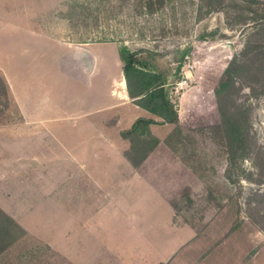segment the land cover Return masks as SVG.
I'll return each instance as SVG.
<instances>
[{
  "label": "rangeland",
  "instance_id": "rangeland-1",
  "mask_svg": "<svg viewBox=\"0 0 264 264\" xmlns=\"http://www.w3.org/2000/svg\"><path fill=\"white\" fill-rule=\"evenodd\" d=\"M71 2L0 0V264H191L172 251L193 233L171 226L185 222L199 261L252 244L247 263L264 246V0H177L175 21L129 3L78 26L63 17ZM124 46L168 77L181 122L169 148L195 173L179 174L189 188L134 187L126 215L74 185L75 164L107 165L91 154L116 123Z\"/></svg>",
  "mask_w": 264,
  "mask_h": 264
},
{
  "label": "crops",
  "instance_id": "crops-1",
  "mask_svg": "<svg viewBox=\"0 0 264 264\" xmlns=\"http://www.w3.org/2000/svg\"><path fill=\"white\" fill-rule=\"evenodd\" d=\"M120 73L121 79H116L114 81V86L116 85L117 88L114 93L111 92V95L115 99L114 103L107 107V109H109L108 115L116 117V123H112L102 131L104 139L102 137V139L98 141L99 147H102L100 154H96L94 150L91 154L92 156L105 157L107 165L75 164L74 185L76 189L91 185V187L96 186L97 188L106 190V195H108L109 199H112V202L121 201L123 205V214L126 215V192L129 193L134 187H142L145 181H149L152 183L157 182L161 184V186L163 183L166 186L167 184L175 182L178 187L189 188L190 185L186 183L188 182L187 177L184 181L183 175L180 177L179 174L185 173L188 176L191 175L194 177L195 173L192 167L181 165L180 162L175 159L176 155L174 150L169 148L174 138L173 134L177 131H181V122L179 121L177 124H163L164 122H161L162 124H160L158 122L160 120L159 117L134 104L133 100H131L128 95L124 74L123 72ZM163 76L167 84L168 77H166L165 74ZM104 116L105 115H103V117ZM139 118L156 121V124L150 126V131L154 137L159 139L160 143L140 166L135 167L126 158V152L130 150L131 145L128 140L122 137V133L131 129L135 121ZM161 129H167L168 134L160 137L157 133ZM45 133L48 132H43L42 136L38 138L41 139ZM30 139L34 140L36 138L31 136ZM162 146L168 147L165 149L167 154H160ZM100 148L98 150H100ZM74 156L75 158L79 157L77 154ZM162 156H165L167 159L164 164H162L164 161L160 160ZM175 162L176 164H174ZM64 179L67 181L65 174ZM152 206L154 205L152 204ZM140 211H142V209ZM188 224L189 222H185L181 226L171 225L172 228L176 230L182 228L193 232L190 237L178 242L176 247L172 250L173 253H176L174 259L183 249L188 248L190 254L194 256L191 264H244L242 263V259L247 257L248 253L254 248L252 244H250L249 250L245 251L242 246L238 247L233 245L228 250L225 244L224 246H220L218 250L216 249L214 254H210L202 261H199L200 256L205 253V251L203 252L204 247L201 243L193 241L199 233L197 228H190ZM234 241L236 242V240ZM193 245H197L198 248L193 247ZM245 264H264V246L258 249Z\"/></svg>",
  "mask_w": 264,
  "mask_h": 264
},
{
  "label": "trees",
  "instance_id": "trees-1",
  "mask_svg": "<svg viewBox=\"0 0 264 264\" xmlns=\"http://www.w3.org/2000/svg\"><path fill=\"white\" fill-rule=\"evenodd\" d=\"M176 2L177 0H73L63 17L72 26H78L80 25L78 21L87 22L100 12L112 15L132 3L136 13L143 12L147 16H153L168 7L169 19L175 21ZM120 55L124 62L122 72L127 92L133 103L156 115L164 123L177 124L179 113L170 101L164 76L138 67L136 55L128 53V48L125 46L121 48ZM153 124H156V121L139 118L131 129L122 133V137L131 145L130 150L126 152V158L135 167L140 166L160 143L159 139L151 134L150 126ZM7 218L13 222L12 219Z\"/></svg>",
  "mask_w": 264,
  "mask_h": 264
}]
</instances>
